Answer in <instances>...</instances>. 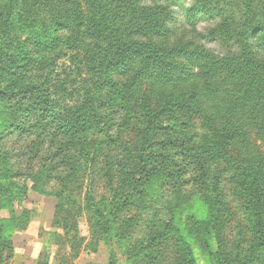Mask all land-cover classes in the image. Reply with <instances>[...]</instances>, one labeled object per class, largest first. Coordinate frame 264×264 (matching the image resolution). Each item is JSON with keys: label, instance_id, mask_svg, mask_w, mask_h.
I'll use <instances>...</instances> for the list:
<instances>
[{"label": "trees", "instance_id": "16d2710c", "mask_svg": "<svg viewBox=\"0 0 264 264\" xmlns=\"http://www.w3.org/2000/svg\"><path fill=\"white\" fill-rule=\"evenodd\" d=\"M191 1L189 23L215 15L219 37L235 50L221 56L171 41V6L184 0H0V209L10 212L0 219V264H11L13 233L30 222L31 212L16 207L30 192L50 194L52 184L64 231L54 238L78 256L84 239L70 190L100 152L110 126L105 110L118 100L129 116L137 108L143 116L140 160L130 152L118 163L112 202L87 196L96 239L84 251L125 238L129 221L117 228L118 216L141 197L177 200L190 185L207 217L188 214L175 229L152 230L129 251L133 264H200L194 241L208 264H264V0ZM181 114L201 118L207 133L199 142ZM15 136L31 137L25 146L33 144L37 164L24 146H3ZM48 137L59 157L49 164L41 149ZM223 156L250 216L243 251L245 240L227 234L225 192L210 169ZM110 252L109 264H118ZM45 255L37 264H49ZM65 255L59 264H72Z\"/></svg>", "mask_w": 264, "mask_h": 264}, {"label": "rangeland", "instance_id": "374dc122", "mask_svg": "<svg viewBox=\"0 0 264 264\" xmlns=\"http://www.w3.org/2000/svg\"><path fill=\"white\" fill-rule=\"evenodd\" d=\"M191 5V0H184L183 6L178 4L171 6L174 11V20L171 23L174 37L171 41H194L221 56L235 50L236 47L233 44L219 37L218 25L220 20L215 15L211 14L205 17L198 14L196 24L189 23L186 12ZM262 56H264V53ZM122 106L125 105L118 100L117 103H113L111 107L105 110V114L108 115L107 117L110 120V126L106 132L100 135L101 139H104L101 140L103 143H101L100 152L94 153L92 156V158H95L93 165L88 169H82L81 173L76 176L79 180L72 183L70 191H72L71 195L76 201V205L72 206V209L77 214L80 237L84 239L82 247L77 246L76 248L80 252L78 256L75 257V252H71L70 243L54 238L55 234L63 235L64 231L55 222L58 199L52 194L55 188L52 184L46 188L50 194L30 192L28 198L16 207L17 214H20L24 209H28L31 216L25 230L13 233L12 241L15 254L11 264H37L45 254L48 255L49 264H59L64 254L72 264H109L110 249L115 252L118 264H133L129 251L134 250L138 242H143V238L150 237L152 230L155 232L159 229H164L163 231L175 229L179 223L185 220L188 214L200 220L207 217V204L198 195H192V192L188 190L190 185L187 190L181 192L184 194L183 196L180 195L177 200L168 201L155 199L152 195L143 196L118 216L117 228L129 221L126 222V228H124L125 238L119 241L117 239L112 241L110 239L106 242L100 240L97 252L84 251L85 245L93 237L96 239V236L92 233L94 220L91 219L92 214L87 210V196L92 195L101 205L112 202L113 191L119 187L118 175L120 172L118 163L126 160L130 152L136 156V159L140 160L138 152L141 145L142 126H144L143 116H140V110L135 109V107L134 116H129ZM179 117L180 119L190 118V131L197 142L207 133L200 117H191L185 114H181ZM159 136L161 135L159 134ZM48 138L49 140L41 148L44 156L47 157L46 159L49 158L47 164L59 159V157L55 159L58 150L57 143H53L55 141L53 137ZM28 140H32L31 137H10L5 143L3 142V146L16 148L17 150L20 146H24L29 153L28 157L35 160L37 151L35 153L31 152L33 144H29V147L25 146ZM231 160L232 162L235 161L234 156H231ZM81 163H84V161ZM30 164L34 166L31 162H29ZM210 167L213 176L220 181L225 192L228 205L227 234L231 240L237 241L241 238L245 240L242 247L243 251L248 248L251 242V223L243 196L239 193L238 186L232 177V163L228 161L226 156H223L220 159L213 160ZM174 215H177V217ZM9 217L10 212L8 210L0 209V219ZM194 251L200 264H208L207 256L204 254L201 244L195 241Z\"/></svg>", "mask_w": 264, "mask_h": 264}]
</instances>
